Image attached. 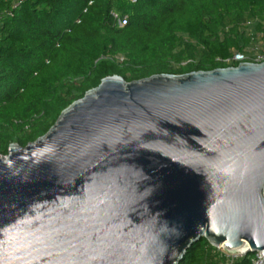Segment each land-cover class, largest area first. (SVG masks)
I'll list each match as a JSON object with an SVG mask.
<instances>
[{
	"label": "water",
	"instance_id": "1",
	"mask_svg": "<svg viewBox=\"0 0 264 264\" xmlns=\"http://www.w3.org/2000/svg\"><path fill=\"white\" fill-rule=\"evenodd\" d=\"M264 264V61L106 77L0 156V264Z\"/></svg>",
	"mask_w": 264,
	"mask_h": 264
},
{
	"label": "trees",
	"instance_id": "2",
	"mask_svg": "<svg viewBox=\"0 0 264 264\" xmlns=\"http://www.w3.org/2000/svg\"><path fill=\"white\" fill-rule=\"evenodd\" d=\"M236 52L264 58V0H0V156L103 78L211 71ZM177 264L224 257L201 238Z\"/></svg>",
	"mask_w": 264,
	"mask_h": 264
},
{
	"label": "built area",
	"instance_id": "3",
	"mask_svg": "<svg viewBox=\"0 0 264 264\" xmlns=\"http://www.w3.org/2000/svg\"><path fill=\"white\" fill-rule=\"evenodd\" d=\"M256 58H259V59H256ZM256 58L247 57L244 54L236 52L229 58L224 59L223 63L227 67H234L233 64H239V63L258 64L264 61L263 57H256ZM215 249H217L221 253V255L224 257V264H231L234 260L245 257L249 252V249L247 248V246H244V248H242L241 250H239L240 249L239 248L233 251H226L220 247L215 248ZM261 261H262V256L260 252L252 253L251 264H263Z\"/></svg>",
	"mask_w": 264,
	"mask_h": 264
},
{
	"label": "rangeland",
	"instance_id": "4",
	"mask_svg": "<svg viewBox=\"0 0 264 264\" xmlns=\"http://www.w3.org/2000/svg\"><path fill=\"white\" fill-rule=\"evenodd\" d=\"M121 25H122V23L119 22V23H118V26H121ZM259 44H260V42H259L257 45H259ZM255 52H257V51H255ZM253 57H255V58H256V57H262V55L256 53L255 56H253ZM256 59H259V58H256Z\"/></svg>",
	"mask_w": 264,
	"mask_h": 264
},
{
	"label": "bare ground",
	"instance_id": "5",
	"mask_svg": "<svg viewBox=\"0 0 264 264\" xmlns=\"http://www.w3.org/2000/svg\"><path fill=\"white\" fill-rule=\"evenodd\" d=\"M242 248H244V247H241L239 250H241Z\"/></svg>",
	"mask_w": 264,
	"mask_h": 264
}]
</instances>
